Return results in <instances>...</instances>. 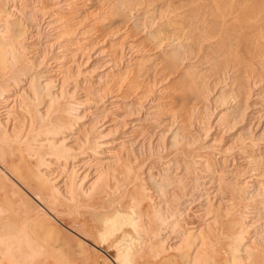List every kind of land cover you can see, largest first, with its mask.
<instances>
[{
  "label": "bare ground",
  "instance_id": "1",
  "mask_svg": "<svg viewBox=\"0 0 264 264\" xmlns=\"http://www.w3.org/2000/svg\"><path fill=\"white\" fill-rule=\"evenodd\" d=\"M85 1L91 2L92 0H0V77L2 79H5L4 83L0 85V150L4 145H6L8 147V149L9 148L11 149L12 146L13 147L15 146L14 151L18 155V157H16V158H18V164H23V168H24V173H22L21 169H19V168H16L17 171L15 174L12 172L11 173L8 172L5 169L4 165L7 164L8 162H12V160H11L12 157L9 154L10 158L8 157L9 158L8 159V158H6L4 152H1V156H0V163H1L0 164V262L2 264L3 263L4 264H50V263H52L53 262L52 260L54 259L55 255H57V250H56L57 246L51 245L47 240L50 238V236L52 234L57 232V229L54 226L53 222L58 224V225L60 224L62 226H64V224H65V220L60 219L58 216L53 215V213L56 214V213H59V211H68L70 209V207L73 206L74 203H75L74 205L77 204V206L84 204V203L87 206H89L92 202L95 203V202L101 201L102 204L96 206V208L97 207H99V208L111 207L112 206L111 200L105 199L104 200L105 202L103 201V197L107 196V194L110 192V185H109V183L105 182L102 187H97L99 180L102 179L105 171L111 169L112 170V176L111 177L113 179V182H115L117 184L116 180H117V174L119 172V169L123 168V167L126 168L128 164L130 165L131 163H134V164L137 163L136 162V159H137L136 156L138 155L137 153L135 156L134 152L129 151L130 152L129 153V152H127V150H126V152L125 151L123 152L122 150L126 149L125 148L126 145L134 140L135 133L140 131V129L143 126V123L141 121H136V120L129 121L133 117L130 115H133V114L137 115V113H135L134 111L129 112L128 114H124L125 112H123V111L125 110V108L130 107L129 101L131 102L130 98L132 96L137 95L139 100L140 99L143 100V99H145V94H141V93L137 94L136 93L137 87H136L135 83L128 84V85L125 84L126 88L123 90L121 89V87H118V86H117L118 87L117 89H115L113 87L114 90H112L110 92L107 91L108 92L107 93L105 91V88H106L105 84L107 85L108 81L104 80L105 82L102 83L104 78H106V79L107 78L108 79L113 78L115 80L116 78L119 77L121 79V77L123 75H125L127 72H129V70H131L132 65H135V66L137 65L136 68L140 67V63L142 62L141 61L142 60V58H141L142 50H141V48H139L137 42H135L138 39L136 36H135L137 38L136 40H134L133 38H130V36L128 39L129 34L128 35L125 34V35L120 36V37L118 36V38H119L118 43L115 42V43L108 44L109 43L108 42L107 44L109 46L106 45L107 47L98 46L99 48H97L95 50V52L92 54L93 56L90 55L92 57V59H96L95 62L98 63V69H100V71L103 72L98 76V78H94V81L96 82V83L94 82L95 84L91 83V81L88 80V86L90 85V87L92 88L90 93H92L93 90L94 91L96 90L97 91L96 93H98L97 99L94 98V100H95V103H94L95 107H93L94 109H92V110L87 109L88 111H86L84 109L85 111L83 114L80 113L81 115H75V112H72V110L65 109L66 107L62 108V106H61V102L66 96H69V98H70V96H72L73 94H75L79 91L75 86H72L71 88L67 89L69 75H70V73H72L69 71L72 70L73 73L76 72L75 74L85 75L86 73H88L87 70L89 69L88 68L85 71H83V70L81 71L77 67L75 68L76 59L79 58V60H77L78 64L82 60L81 59L82 54L80 56L78 55L80 50H82V49L85 50L87 47H89V45L93 44V43H90V40H88L93 29H88L86 27H82V22L85 21L84 19L87 16V14H85V12H83L81 10H79L80 11L79 12L76 8L77 5H79L80 3H83ZM102 1L105 2V0H102ZM121 1L123 2V0H121ZM198 1H200V0H198ZM202 1H200V4ZM206 1H208V3L209 2L211 3V0H206ZM217 1H218L217 3H219V6L217 4V6L214 7V10L207 8V10H210V11L213 10L214 11V13L211 12V14L209 13L210 11H208V13H206V15L208 14L209 18H210V15H212V21L207 22L206 20H208L209 18H207L208 16L204 17V14H203L204 11H202V13H201L202 15L200 16V11L202 9L200 8V6H197V1H192V2H194V4L196 2V5H192L193 3L188 4L189 2L187 3V1L184 0V2L186 4L184 2H182V3H184V4H182L183 7L185 8L184 9L185 12L183 11L184 14H183L182 18L178 19V17H177L175 19L172 18V20H170V23H169L170 29L168 30V33L165 34V36H163L162 39L159 41V49H158V51H159V50H161V48L166 46V47H168V49L171 48V49H176V50L182 51L181 50L182 47L184 48V46L186 47V46L191 45V41H190L191 37L194 34H196V32H198V30H200V33L198 32V34H199V36L200 35L202 36L201 39L202 38H204L206 40L208 39L210 42V38L215 37L216 41H214L213 44L211 42H210L211 44H207V45L205 44L206 46L204 47V49H205V52H209V56H206L204 59H206L208 61L211 60V65L209 66V69L212 72L211 76H214L215 84H223V86H220V88H219V93L217 95L218 96L217 98H219V97L221 98V100L218 99L219 101H221V103L218 105L219 106L218 111L219 112H220V110H225V111H223L222 113L218 112L220 115L218 114V118L216 119L215 122H213V120H212L211 122L208 123V125H206V127L203 126L204 128H202V131L205 133L204 136H206V134L212 129L217 130L221 127L227 128V126H229V124L232 123V121H234V123H235L238 120L242 121V120L248 119V120H250L248 122L249 123L248 129H253V130L257 129L259 123L256 119L259 118V113H260L261 109L263 108L262 107V99L264 98V90L259 89L262 82H264V77H262L263 75L261 76V74L259 72L260 69L258 70V68H257L259 64L256 67L254 65V62H253V58H257L260 62H264V33H263L264 32V16L262 15L263 16L262 20H260L261 18L260 19L258 18V20L261 22L259 25L256 24V22H259L257 20H256V22H254V24H252L250 22V20H248V19L246 22L243 23V22L239 21V14H241L240 12L242 11L241 7H239L240 2H239V4L237 3L239 5L238 6L237 4H235V0H230L229 4H227L228 6H226L225 4L228 3L227 0H226L225 4H224L225 0H217ZM238 1H240V0H238ZM248 1L249 0H247L246 2H248ZM212 2H213V0H212ZM214 2H215V0H214ZM246 2H244V3L246 4ZM118 3L119 2H117V4ZM190 3H191V0H190ZM262 3L263 2H261V4ZM97 4H99V3H97ZM206 4H207V2H206ZM100 5H101V3H100ZM125 5L127 6V4H125ZM201 5H203V3ZM210 5L214 6L212 4H210ZM255 5H256V3H255ZM91 6H93V4L90 5L89 7H91ZM241 6H242V4H241ZM249 7H250V5H248V8ZM251 7H252V5H251ZM260 7H261V5H260ZM82 8H84V7H82ZM86 8H88V7H86ZM113 8H117V7L115 6ZM202 8H203V6H202ZM80 9H81V7H80ZM90 9H92V8H90ZM117 9H119V8H117ZM135 9L137 10V8H135ZM204 9L206 10V8H204ZM260 9H259V11H260ZM84 10H86V9L84 8ZM97 10H98V8H97ZM263 10H264V8H263ZM115 11H116V9H115ZM115 11L113 12V14L115 13ZM120 11H121V9H120ZM246 11H248V10H246ZM93 12H94V8H93ZM205 12H207V11H205ZM94 13H96V12H94ZM111 13L112 12H110V15L112 16ZM117 13H119V12H117ZM128 13H130V12L128 11ZM116 15L119 16V14H116ZM124 15H125V13H124ZM126 15L128 16L129 14H126ZM172 15H174V14L172 13ZM242 15H244V14H242ZM254 15H257V14H254ZM157 16L158 15H156V17ZM162 16H164V15H162ZM191 16H193L194 20H192ZM101 17H103V16H101ZM255 17H257V16H255ZM88 18H89V16H88ZM127 18H129V17H127ZM132 18H133V16H132ZM205 18H207V19H205ZM99 19H98V22L102 23L101 22L102 19L101 20H99ZM113 19L115 20V18H113ZM113 19H112V21H113ZM118 19L121 20L120 16ZM94 20H96V19H94ZM241 20H242V17H241ZM252 20H254V19H252ZM149 21H150V19H149ZM164 21H165V19H164ZM31 22H34L33 23L34 24V26H33L34 30H32L33 31L32 33L26 34V30H29L30 27L33 28L31 26V24H32ZM119 22L124 23V21H119ZM159 22H161V21H159ZM199 22L201 23V25H199ZM110 23H111V21H110ZM112 23H116V22H112ZM118 23H116V24H118ZM133 23L135 24V22H133ZM104 24H105V22H104ZM111 25L112 24H110V26ZM103 26H102V29H103ZM117 26L113 32V34H115L114 37H116L117 32H118ZM147 26H148V24H147ZM88 27H90V26H88ZM106 27H105V29H106ZM112 27H113V25H112ZM109 29H111V28H109ZM153 30H155V29H153ZM134 31H136V30H134ZM255 31H256V33H254ZM105 32H107V31H105ZM127 32H128V30H127ZM159 32H160V30H159ZM136 33H138V32L136 31ZM253 33L256 35L258 34L259 38L262 41H259L258 37H257L258 39L257 38H254V39L251 38L250 36H253ZM41 36H42V38H41L40 42H38L36 44L34 43V45H28V46H25V44L23 45L24 40L31 39L33 37L35 39H37L36 37L39 38ZM99 36H100V34H99ZM139 36H141V35H139ZM195 36H194V38H195ZM199 36H197V37L199 38ZM254 37H256V36L254 35ZM195 39H197V38H195ZM148 40H149V38H148ZM198 40L200 41V39H198ZM198 40H195V41H198ZM201 41H204V40H201ZM196 43H199V42H196ZM98 45H100V44H98ZM116 45H119V49L116 48ZM192 46L193 45H191V48H192ZM194 46H196V44ZM90 47H92V46H90ZM32 48L35 50V55H38L36 59L34 58L35 61H33L32 58L29 60V63H32L33 65H31L30 68H27L29 66H27L26 68L19 67L18 66L19 65L18 57H20V54L25 53V52L26 53L30 52L29 49L31 50ZM187 48L188 47H186V49ZM86 50L88 52L89 49H86ZM189 51H190V49H189ZM193 51H197V50H193ZM201 52H202V50H201ZM242 52H243V54H242ZM172 53H173V51H172ZM175 53H176V51H175ZM191 53L192 52L190 51V54ZM165 54H166V52H165ZM182 54H183V52L180 55H182ZM187 54L189 55V53H187ZM28 55H29V53H28ZM90 56L88 55V57H90ZM175 57L177 60V56H175ZM24 58H25V55L23 56L22 59H24ZM161 59H163V58L161 57ZM161 59L159 60V62L162 61ZM258 60L256 62H258ZM21 61H23V60H21ZM151 61H153V60H151ZM151 61H150V63H151ZM172 61H173V59H172ZM24 62H25V60H24ZM86 62L87 61H85V63ZM164 62H167V59H166V61L164 60L163 63ZM178 62H179V58H178ZM26 64L28 65V63H26ZM78 64H77V66H79ZM176 64H177V62H176ZM92 65H94V64H92ZM164 65H165V63H164ZM199 66H201V65H199ZM143 67H144V64H143ZM189 67H191V66H189ZM205 67H206V64H205L204 68ZM31 68H35L36 71L29 74V76H28V73H29L28 71ZM93 68H95V67H93ZM202 68H200V69H202ZM132 69H134V68H132ZM164 69H166V68H164ZM74 70H75V72H74ZM90 70L93 71V69H90ZM185 70H187V69H185ZM33 71H34V69H33ZM91 71L89 72L90 74H92ZM156 71H157V69H156ZM200 71L203 72L202 70H199V72ZM133 72H134V70H133ZM137 73H139V71H136V74ZM231 73H232V75L234 74V76H233L234 80H232V82L229 83V86H228L229 88H228L227 83L225 81L228 79L229 74H231ZM144 74H142V75H144ZM196 74H197V72H196ZM201 74L202 73H200V75ZM206 74H207V72H206ZM247 74H249V77H253L254 81L252 83V90L248 91L247 93H243L244 82L242 81V79L244 77L245 78L248 77ZM198 75H199V73H198ZM204 75L205 74H203V76ZM76 76L78 77V75H76ZM191 76H192V74H191ZM84 77H86V76H84ZM177 77H178V75H177ZM177 77H176L175 81L177 80ZM186 77H188V76H186ZM89 79H91V77H89ZM158 79H159V77H158ZM25 80H26V82H24ZM190 80H191V78H190ZM84 81L85 80H82V82H81L82 84L80 86V90H83L84 89L83 85L87 84V83L84 84L83 83ZM147 81H148V78H147ZM191 81H193V80H191ZM77 82H78V80H77ZM171 83H172V81H171ZM225 83H226V85H225ZM180 84H181V82H180ZM209 84L210 83H208V85ZM246 84H248V83H246ZM23 85H25V87ZM149 86H150V84H149ZM202 86H203V84H202ZM150 87H152V86H150ZM178 87H180V85ZM186 87L187 86H185V88ZM194 87H195V85H194ZM200 87L197 90L199 92L195 96V101L197 104L202 103L203 99L205 98L204 97L205 92H204V90H203V92H201V90H199V89H202V88H200ZM205 87H206V85H205ZM144 88H145V86H144ZM226 88L229 89L230 91H235V93H236L234 98H233L234 103L230 104L228 106H227L228 103L225 101V99H222L223 92L227 93ZM10 89L14 90V92L11 94H9ZM16 89H18V90H16ZM84 90H86V89H84ZM145 90H146V88H145ZM159 90H160V88H159ZM187 90H189V89H187ZM187 93H184V94H187ZM161 94H163V93H161ZM189 94H191L190 96H193L191 92H189ZM213 94H215V93H213ZM227 94H229V93H227ZM83 98H86L88 100H89V98H91V97H89L88 91H86V94H84ZM83 98H82V100H83ZM226 98H227V96H226ZM175 99H178V98H175ZM212 99H213V96H212ZM66 100H64V101H66ZM172 100H171V102H172ZM92 101H91V103H92ZM135 101H137V100H135ZM205 101H207V100H205ZM83 102L84 101L80 102V100H79L78 103H80V106H81L83 104ZM190 102H191V98H190V100H187V99L184 100L183 99V102L180 105V107H181L180 120L183 123H184V120L186 118V114L188 111V105L190 104ZM216 102H217V99H216ZM85 103H86V101L84 102V104ZM167 103L168 102L166 101V104ZM205 103L207 104V102H205ZM213 103H214V101H213ZM63 104H65V103H63ZM134 104H136V103H134ZM208 105H209V103H208ZM193 106H194V104H193ZM72 107H73V105H72ZM141 107H142V105H141ZM144 107H146V106H144ZM76 108L79 109L78 107H76ZM204 108H206V107H204ZM130 110L132 111V109H130ZM159 111H160V109H159V105H157V102L150 104L149 107H147L145 110L146 114H145L144 118H143L144 112H142V118H143L142 121H145L146 119H151V117ZM167 111H168V109H167ZM204 111H205V109H204ZM89 113H94L95 114L94 116H96L94 119H91L92 122L91 121L88 122L85 119V116H88L87 114H89ZM109 113L112 115V117L110 119L109 118L106 119L110 115ZM204 114H203V118H204ZM127 115L129 117H126ZM155 116H157V115H155ZM229 117H231L232 121L231 120L229 121ZM120 119H123V120H121V123L118 124L117 122H119ZM161 119H163V118L161 117ZM188 119H190V116ZM188 119H187V121H188ZM197 119H195V120H197ZM190 120L193 123L192 118ZM204 120H206V118ZM200 121L201 120H199V122ZM255 121L257 122L256 124L254 123ZM165 122L166 121H164V123ZM171 123H172V121H171ZM176 123H178V122H176ZM195 123H197V122H195ZM198 124H200V123H198ZM189 125L190 124H187L186 127ZM193 125H196V124H193ZM197 126H199V125H197ZM232 126H234L233 123H232V125L230 124L229 127L232 128ZM114 127L116 130L117 129H118V131L120 130L119 137L112 139V140H108V139L104 138L107 136L106 133L108 131L106 132V130H111ZM189 127H191V126H189ZM236 128H238V127H236ZM115 129H114V131H115ZM157 130H158V128H157ZM169 130H171V129H168L165 132L166 133L165 135L172 134V132ZM195 130L197 132V128ZM200 130H201V128H200ZM102 131L106 132L105 135L102 134L103 133ZM180 131H182V129H178V131H175L172 134V138L174 139L177 136L178 132H180ZM220 131H224V130L220 129ZM158 132H157V134H158ZM198 132H199V130H198ZM181 133H179L178 136H180ZM219 133L220 132H216V134H214V135H217V134L219 135ZM109 134H110V132H109ZM184 134H185V139L187 140V142L194 141V140L190 139L191 136L188 137V133L187 134L184 133ZM241 134H243V133L240 132L239 135H237V133H236L238 138L233 137L234 141H239V140L243 141L242 139H244V138L241 137ZM250 134H251V132H250ZM150 136L152 137V135H150ZM195 136H197V135H195ZM247 136H249V134ZM253 136H255V133ZM245 137H246V135H245ZM256 138H257V136L255 137V139ZM173 139L170 140V142H169L170 144L173 143L172 142ZM201 139H202V137H201ZM213 139L216 141V139H218V138L215 136ZM200 141H202V140H200ZM215 141H214V143H215ZM162 142H163V140H162ZM261 142H263V141H261ZM153 144H154V142H153ZM165 144H166V142H165ZM206 144H208V143L206 142ZM199 145H201V144H199ZM256 145H257V143L255 142L254 139H250L249 142H247V143L242 142L239 146L237 145L238 146L237 152H238L239 156H238V159L233 160V161H238V164L241 165V168L243 167V169H241L242 170L241 173H240V171L238 172L236 169H235V172L232 169L227 170L225 167V164L227 163L228 159L225 160L223 158H221L220 160L218 159L219 160L218 163H220V165H221L220 170L215 169L212 171V169H210L209 160L213 159L215 157V154L220 155V152H224L225 149L220 148V150L214 152V154H205L206 155L205 160L197 158L199 160V163H197V165H198L199 169L201 170V172L203 173L202 176L203 175L209 176L207 178H203V180L205 182H204V184H201L200 187L204 188L205 192H202L203 191L202 190L201 191L202 194H200V195H187L188 192H187V194L185 192L184 193L182 192L181 195H178L176 192H174V190H172V188H169V190L167 192L168 196H167V199L165 200L161 197L162 195L159 192V190L157 189V188H160V187H158V184L151 180L152 183H151V185H149L150 188H147L148 189L147 192L145 191L143 193V198L140 200H138V199L136 200V198L135 199L132 198L133 205H131V206L129 205V207H127L128 210H126V212H120L117 209V210L113 211L111 214L109 213V215H104L102 218H100L102 229H100L101 231H99V234H96L99 236V239H100L99 244H102V246H103L107 242L109 236L117 237L115 239L116 241H114V243L113 244L111 243V244H112L113 248L116 249L115 250L116 254H115L114 258H116L117 261L120 262L121 264H126L129 261V259L132 257H138V256L142 257V256L151 255L153 258V256H157L156 254L159 251L157 253H155V251L152 250L153 246L150 245V244L155 243V242H156V244H159L160 247L161 246L163 247L162 249L164 250L165 254L162 255V258L167 259V264H264V219H263L264 218L263 217L264 210L258 211L256 208H252V210H251L252 214H250V215L249 214H243L241 212V214L243 215L242 219H245V221H247V223H249V224H244V225L242 224L243 226H241L240 229H238L235 233H231V234L229 233L230 234V236H229L225 233L224 225L220 219L223 215L226 218L225 215H229L231 213L232 202H231V199H229V198H225V200H224V198L218 199V197L221 195V192H220V188L218 187L217 179L222 178L221 177L222 173H224L225 175L228 174V176H226V177L223 176V177H225L224 180L230 181V183H232L234 185L252 187V193H251L252 195H255V196L264 195V172H258L257 171L258 168H256V165L264 162V153H261L260 150L258 149V147H256ZM261 145H262V143H261ZM6 146H4V147L6 148ZM148 146H150V145H148ZM138 148H139V146H138ZM162 148L165 149L166 147L162 146ZM202 148L205 150L206 146H203ZM131 150H132V148H131ZM184 150L186 151V149H184ZM204 150H202V151H204ZM213 151H215V150H213ZM138 152H139V150H138ZM179 152L181 153V151H179ZM7 153H8V151H7ZM150 154L151 153L149 152V155ZM194 154H195V152H194ZM183 155H184V153H183ZM192 155H193V153H192ZM171 156H173V155H171ZM218 157H215V158H218ZM232 157H233V155H232ZM154 159H156V158L154 157ZM191 160L193 161L192 158H191ZM191 160H190V162H192ZM150 161L153 162V159ZM155 161L156 160H154V162ZM186 163H188V162H186ZM194 163H195V161H194ZM138 164H136V165H138ZM146 164H148V163H146ZM191 164H193V163H191ZM229 165H231V164H229ZM173 166L174 165L171 162H165L163 165L162 171H164V174L167 175V172ZM260 167H262V166H260ZM129 168L131 169V167H129ZM195 168H197V167L195 166ZM150 169H151V165H150V168H148V172L150 171ZM111 170H109V171H111ZM183 170L176 169V172H175L176 177L174 176L175 182H180L183 179V177H185L184 175L186 174V172H185V170L184 171ZM237 172H238V174H237ZM141 173H142V171H141ZM144 173H145V171H144ZM156 173H157V171H156ZM169 173H170V171H169ZM234 174H237L238 176H241L243 174H247V175L241 180V182H239V181H237V179H238L237 177L232 176ZM145 175H147V174L145 173ZM118 177H119V175H118ZM131 177H133V176L131 175ZM106 178H107V176H106ZM150 179H151V177L148 176V180H150ZM192 180H194V179H192ZM128 181L126 183H128ZM144 181H146V180H144ZM146 182H148V181H146ZM219 182H220V180H219ZM161 183H163V182H161ZM119 184H121V183H119ZM119 184H118V186H119ZM122 184H123V182H122ZM142 184H143V182H142ZM177 184H179V183H177ZM113 187H115V185H113ZM119 188H118V190H119ZM180 188H182V190H183V187L180 186ZM222 188H223V186H222ZM228 188H230V187H228ZM176 190L178 191V189H176ZM114 191H115V188H114ZM137 191H138V189H137ZM191 191H189V192L191 193ZM121 192H120V194H121ZM179 193H180V191H179ZM237 193H238V191H237ZM164 194H165V192H164ZM113 196L114 195H112V197ZM237 196H239V195H237ZM181 197H183V198H181ZM116 198H118V196ZM127 198H129V197H127ZM178 199L181 200V204L184 207L183 209H180V211H179L180 212V214H179L180 220L182 219V221H181V223H178V220H175L177 222L172 223L171 221L173 219V216L177 211L175 209L173 210L172 206L170 207V204H172L173 202H175ZM143 201H147L150 204H152L153 208L152 209H150V207L144 208ZM234 202H235V200H234ZM243 204H245V203H243ZM257 205H259V204H257ZM260 207H261V205H260ZM93 208H95V207H93ZM178 208H181V205ZM244 208H245V206H244ZM92 210H94V209H92ZM46 214H48L50 216V218H47L45 216ZM97 215H96V217H97ZM92 216L93 215L91 214V217ZM101 216H102V214H101ZM242 221L240 223H242ZM72 222L76 223V222H79V220L73 219ZM80 222H82V224L85 225L87 221L85 219H82V221H80ZM97 224L94 226H98ZM71 225H73V224H71ZM178 226H179V228H178ZM123 227L130 228L131 232L124 230ZM180 227H185V228H184V230L181 229V231H180ZM74 231L76 232V230H74ZM70 232L72 233V231H70ZM41 233H45L44 234L45 238L41 237ZM131 233H132V235H131ZM248 234H251V235L247 239L246 237ZM83 236H82V238H83ZM141 237H143V238L140 239ZM225 238H228V239H226V241H223ZM221 239H223V240H221ZM56 240H58V239H56ZM135 240H142L141 243L143 245H140V248H132L131 247V244H133L132 241L135 242ZM87 241H88V239H87ZM91 241H88V242H91ZM153 241H155V242H153ZM91 244H92V242H91ZM136 247H138V246H136ZM106 249H107V247H106ZM109 251H110V249H109ZM160 252H161V250H160ZM73 257H74V255H73ZM105 257H106V255H105ZM149 259H151V258H149ZM65 261H67V260H65ZM102 261H103V259H102ZM104 261H106V260H104ZM114 261L116 262V260H114ZM99 263H101V262H99ZM162 263L163 262L161 261L160 264H162ZM59 264H61V263H59ZM95 264H97V263H95Z\"/></svg>",
  "mask_w": 264,
  "mask_h": 264
},
{
  "label": "rangeland",
  "instance_id": "2",
  "mask_svg": "<svg viewBox=\"0 0 264 264\" xmlns=\"http://www.w3.org/2000/svg\"><path fill=\"white\" fill-rule=\"evenodd\" d=\"M121 0H105V2L104 1H102V0H92L91 2H89V1H85V2H83V3H80L79 5H77V10L79 11V10H81V11H83V12H85V14H87V16L85 17V21H83L82 22V27H86V28H88V29H93V31L91 32V34H90V36H89V39L88 40H90V43H93V44H91V45H89V47H87L86 49H89L88 50V52H87V50L85 51L84 49H82V50H80V52L78 53V55L80 56L81 54H82V56H81V62L78 64L77 63V60H79V58L78 59H76V65H75V68L77 67L78 69H80L81 71L83 70V71H85V70H87L88 68V73H86L85 75H83V74H75L76 72H75V70H74V72L75 73H73V71L71 70V71H69V72H72V73H70V75H69V79H68V84H67V89L68 88H71L72 86H75L79 91L77 92V93H75V94H73L72 96H70V98H69V96H66L63 100H62V102H61V106H62V108H65V109H69V110H72V112H75V115H81L80 113H84V111L86 110V111H88V110H92V109H94L93 107H95V100H94V98L95 99H97V94L98 93H96L97 91L95 90H93L92 91V93H90V91L92 90V88L90 87V85L88 86V80H90L91 81V83H93V84H95L96 82L94 81V78H98V76L101 74V73H103L102 71H100V69H98V63L97 62H95L96 61V59H92V57L90 56V55H92L94 52H95V50L97 49V48H99L98 46H103V47H107V46H109L108 44H111V43H118V40H119V38H118V36L120 37V36H123V35H128V39H129V36H130V38H133L134 40H136L137 38V41H135V42H137V44H138V46H139V48H141V50H142V54H141V58H142V62L140 63V67L138 68H136V66L135 65H132L131 66V70H129V72H127L125 75H123L122 77H121V79L118 77V78H116L115 80L113 79V78H102L103 79V81H102V83H104L105 81H108V83H107V85L105 84V86H106V88H105V91L107 92H110V91H112V90H114V88L115 89H117L118 87H121V89L123 90V89H125L126 88V85H128V84H132V83H135V85H136V87H137V89H136V93L138 94V93H141V94H145V99H143V100H139L138 99V97H137V95H134V96H132L131 98H130V100H131V102L129 101V104H130V107L129 108H125V110L123 111V112H125L124 114H128L129 112H135V113H137V115H130V116H133L132 117V119H130L129 121H131V120H136V121H141L142 123H143V126H142V128L140 129V131H138V132H136L135 133V137H134V140L132 141V142H130V143H128L127 145H126V149H124V150H122L123 152L125 151L126 152V150H127V152H129V151H131V152H134V154H135V156H136V153L138 154L137 156H136V164H138L139 162V164L138 165H136V164H134V163H131L130 165L128 164L127 165V169L126 168H120L119 169V172H118V174H117V184L115 183V182H113V179H112V170L111 169H109V170H111V171H109V170H107V171H105V173H104V175H103V177H102V179L101 180H99V182H98V186L97 187H102L103 186V184L105 183V182H107V183H109V185H110V192L107 194V196H105V197H103V201L105 200V199H109V200H111V203H112V206L111 207H105V208H99V207H97L96 208V206H98V205H101L102 204V202L101 201H99V202H92L89 206H87L85 203L84 204H81V205H78L77 206V204L76 205H74L73 204V206H71L70 207V209L68 210V211H59V213H53V215H55V216H58L60 219H63V220H65V224H64V226L66 227H64V226H62V225H58V224H56V223H54L53 222V224H54V226L56 227V229H57V232H55L54 234H52L51 236H50V238L47 240L51 245H55V246H57L56 247V250H57V255H55V257H54V259L51 261L52 263H50V264H59V263H61V264H95V263H97V264H121L120 262H118L117 261V259L116 258H114L115 257V254H116V249H114L113 248V246H112V244L114 243V241H116L115 239L117 238V237H115V236H109L108 237V240H107V242L102 246V244H99L100 243V239H99V236L98 235H96V234H99V231H101L100 229H102V225H101V220H100V218H102L104 215H109V213L111 214L113 211H115V210H117L118 209V211H120V212H126V210H128V208L127 207H129V205L131 206V205H133V201H132V198L133 199H135L136 198V200L138 199V200H140V199H142L143 198V193L146 191L147 192V188H150L149 187V185H151V183H152V181L153 182H156L157 184H158V187H160V188H157L158 190H159V192L161 193V197L163 198V199H167V192H168V190H169V188H172V190H174V192H176L178 195H181V193L183 192H185L186 194H187V192H188V194L187 195H200V194H202V192H205V189L204 188H201L200 187V185L201 184H204V180H203V178H207V177H209V176H202V172H201V170L199 169V167H198V165H197V163H199V160L198 159H204L205 160V158H206V155L205 154H214V152H216V151H219L220 150V148H222V149H225V151L224 152H220V155H218V154H215V157H218V158H213V159H211V160H209V165H210V169H212V171L213 170H220V168H221V165H220V163H218V161L221 159V158H223V159H225V160H227V163L225 164V167H226V169L227 170H229V169H232V170H234V172H235V169L239 172L240 171V173L242 172V170L241 169H243V167L241 168V165L240 164H238V161H233V160H236V159H238V150H237V147L242 143V142H244V143H247V142H249V140L250 139H254L255 140V142L257 143V145H256V147H258V149L260 150V152L261 153H264V98L262 99V109H261V111H260V113H259V118H257L256 120L258 121V123H259V125H258V127H257V129H255V130H253V129H248V122L250 121V120H238L237 122H235L234 123V121H232L231 120V117H229V121L231 120L232 121V123H233V125L234 126H232V128L231 127H229L230 126V124L232 125V123H230L229 124V126H227V128H222L221 126V128H219V129H212V130H210L207 134H206V136H204V132L202 131V128H204V127H206V125H208V123L209 122H211L212 120H213V122H215L216 121V119L218 118V114L219 113H222L223 111H225V110H220V112L218 111V105L221 103V101H219V100H221V98L219 97V98H217L218 96V93H219V88H220V86H223V84H215V79H214V76H211L212 75V72H211V70L209 69V66L211 65V60H206V59H204L206 56H209V52H205V49H204V47L207 45V44H213V42L214 41H216V39H215V37H213V38H210V42H209V40L207 39H204V38H202L201 39V35L199 36V34H198V32L200 33V30H198V32H196V34H194L192 37H191V45H193L192 46V48H191V45H189V46H186V47H188L187 49H186V47L184 46V48L182 47V51H180V50H176V49H168V47H166V46H164L163 48H161V50H159L158 51V49H159V41L162 39V37L163 36H165V34H167L168 33V30L170 29V27H169V23H170V20H172V18L173 19H175V18H177L178 17V19L179 18H182V16H183V14H184V7H183V5L182 4H184L185 2H184V0H123V2L121 1ZM137 1V2H136ZM146 1V2H145ZM156 1V2H155ZM180 1V2H179ZM185 1H187V3L188 4H192V5H196V2H195V4H194V2H192V1H197V6H200V8L202 9L201 11H200V16L202 15L201 13H202V11H204V17H207L208 16V14L206 15V13H208V11H210V10H207V8L208 9H213L214 10V7H216L217 6V4H218V6H219V3H217L218 1L217 0H215V2H214V0H213V2H212V0H211V3L209 2L208 3V1H202V0H200V1H202L201 2V4L203 3V5H201L200 4V1H198V0H191V3H190V0H185ZM237 1V2H236ZM242 1V2H241ZM247 0H240V1H238V0H235V4H239V2H240V6L239 7H241V14H239V21L240 22H246L247 21V19L248 20H250V22L252 23V24H254V22H256V20L257 21H259L258 20V18L260 19V20H262L263 19V16H264V10H263V8H264V0H249L248 2H246ZM93 2V3H92ZM111 2V3H110ZM116 4H115V3ZM117 2H119L118 4H117ZM182 2H184V3H182ZM206 2H207V4H206ZM227 2L228 3H226V0L224 1V4L226 5V6H228L227 4H229V2H230V0L228 1L227 0ZM244 2H246V4L244 3ZM261 2H263L262 4H261ZM93 4V6H91V7H89L90 5H92ZM97 3H99V4H97ZM100 3H101V5H100ZM104 3V4H103ZM156 3V4H155ZM171 3V4H170ZM177 3V4H176ZM199 3V4H198ZM215 3V4H214ZM254 3V4H253ZM255 3H256V5H255ZM85 4V5H84ZM87 4V5H86ZM114 4V5H113ZM123 4V5H122ZM125 4H127V6L125 5ZM186 4V3H185ZM210 4H212V5H214V6H211ZM241 4H242V6H241ZM89 5V6H88ZM98 5V6H97ZM112 5V6H111ZM118 5V6H117ZM164 5V6H163ZM205 5V6H204ZM209 5V6H208ZM248 5H250V7H251V5H252V9L249 7L248 8ZM260 5H261V7H260ZM88 7V8H86V7ZM100 6V7H99ZM110 6V7H109ZM117 7V8H119V9H117V8H113V7ZM125 9H123L122 7ZM125 6V7H124ZM145 6V7H144ZM153 6V7H152ZM182 6V7H181ZM202 6H203V8H202ZM211 6V7H210ZM80 7H81V9H80ZM82 7H84L86 10H84V8H82ZM96 7V8H95ZM105 7V8H104ZM210 7V8H209ZM256 7V8H255ZM259 7V8H258ZM90 8H92V9H90ZM93 8H94V12H96V13H94L93 12ZM97 8H98V10H97ZM102 8V9H101ZM112 8V9H111ZM135 8H137V10L135 9ZM204 8H206V10L204 9ZM261 8V9H260ZM89 9V10H88ZM105 11H104V10ZM108 9V10H107ZM115 9H116V11H115ZM120 9H121V11H120ZM167 9V10H166ZM204 9V10H203ZM216 9V8H215ZM259 9H260V11H259ZM112 10V11H111ZM119 10V11H118ZM144 10V11H143ZM163 10V11H162ZM213 10H211L209 13L211 14V12H213L214 13V11ZM244 10V11H243ZM246 10H248V11H246ZM253 10V11H252ZM258 10V11H257ZM115 11V13L113 14V12ZM128 11L130 12V13H128ZM143 13H142V12ZM151 11V12H150ZM184 11V12H183ZM205 11H207V12H205ZM251 11V12H250ZM262 11V12H261ZM80 12V11H79ZM82 12V13H83ZM98 12V13H97ZM110 12H112L111 14H112V16L110 15ZM117 12H119V13H117ZM134 12V13H133ZM145 12V13H144ZM153 12V13H152ZM183 12V13H182ZM216 12V11H215ZM249 12V13H248ZM94 13V14H93ZM104 13V14H103ZM124 13H125V15H124ZM136 13V14H135ZM151 15H150V14ZM157 13V14H156ZM172 13L174 14V15H172ZM182 15H181V14ZM248 13V14H247ZM260 13V14H259ZM116 14H119V16H120V18H121V20L120 19H118L119 18V16L118 15H116ZM126 14H129L128 16L126 15ZM134 14V15H133ZM179 14V15H178ZM242 14H244V15H242ZM254 14H257V15H254ZM259 14V15H258ZM108 15V16H107ZM115 17H114V16ZM123 15V16H122ZM156 15H158L157 17H156ZM162 15H164V16H162ZM181 15V16H180ZM248 15V16H247ZM263 15V16H262ZM88 16H89V18H88ZM95 16V17H94ZM101 16H103V17H100ZM126 16V17H125ZM131 16V17H130ZM132 16H133V18H132ZM135 16V17H134ZM150 16V17H149ZM168 16V17H167ZM250 16V17H249ZM255 16H257V17H255ZM91 17V18H90ZM107 17V18H106ZM112 17V18H111ZM124 17V18H123ZM127 17H129V18H127ZM143 17V18H142ZM147 17V18H146ZM161 17V18H160ZM163 17V18H162ZM241 17H242V20H241ZM246 17V18H245ZM253 17V18H252ZM100 18V19H99ZM113 18H115V20L113 19ZM137 20H136V19ZM146 18V19H145ZM191 18H192V20H194V18H193V16H191ZM201 18V17H200ZM207 18H209V16L207 17ZM207 18H205V19H207ZM245 18V19H244ZM250 18V19H249ZM92 19V20H91ZM94 19H96V20H94ZM98 19L99 20H101V22L103 23H99L98 22ZM112 19H113V21H112ZM124 19V20H123ZM135 19V20H134ZM149 19H150V21H149ZM152 19V20H151ZM162 19V20H161ZM164 19H165V21H164ZM211 19V20H210ZM244 19V20H243ZM252 19H254V20H252ZM104 20V21H103ZM107 20V21H106ZM127 20V21H126ZM158 20V21H157ZM252 20V21H251ZM89 21V22H88ZM94 21V22H93ZM110 21H111V23H110ZM119 21H124V23H120ZM152 21V22H151ZM159 21H161V22H159ZM207 22L208 21H212V15H210V18L208 19V20H206ZM97 22V23H96ZM104 22H105V24H104ZM112 22H116V23H118V24H116V23H112ZM133 22H135V24L133 23ZM32 24H31V26L33 27L34 26V22H31ZM95 23V24H94ZM109 25H108V24ZM146 23V24H145ZM261 22L259 21V22H256V24H260ZM30 24V23H29ZM110 24H112L113 25V27H112V25L110 26ZM132 24V25H131ZM147 24H148V26H147ZM106 27V29H105V27ZM117 26V28H118V32H117V35H116V37H114L115 36V34H113V32H114V30H115V28H116V26ZM199 25H201V23L199 22ZM88 26H90V27H88ZM92 26V27H91ZM102 26H103V29H102ZM134 26V27H133ZM139 26V27H138ZM164 26V27H163ZM95 27V28H94ZM111 28V29H109V28ZM129 27V28H128ZM138 27V28H137ZM195 27V26H194ZM99 30H97V29ZM113 28V29H112ZM127 28V29H126ZM147 28V29H146ZM95 29V30H94ZM105 29V30H104ZM153 29H155V30H153ZM158 29V30H157ZM164 29V30H163ZM200 29V28H199ZM32 30H34V27L33 28H31L30 27V29L29 30H26V34H30V33H32L33 31ZM127 30H128V32H127ZM134 30H136L138 33H136V31H134ZM159 30H160V32H159ZM103 31V32H102ZM105 31H107V32H105ZM150 31V32H149ZM99 32V33H98ZM152 32V33H151ZM164 32V33H163ZM263 32V31H262ZM98 33V34H97ZM102 33V34H101ZM105 33V34H104ZM110 33V34H109ZM136 33V34H135ZM162 33V34H161ZM254 33H256V31L254 32ZM253 33V36H250L251 38H259V36H258V34L256 35V34H254ZM261 33V32H260ZM264 33V32H263ZM95 34V35H94ZM99 34H100V36H99ZM131 34V35H130ZM143 34V35H142ZM102 35V36H101ZM139 35H141V36H139ZM146 35V36H145ZM151 35V36H150ZM157 37H156V36ZM196 35V36H195ZM254 35L256 36V37H254ZM98 36V37H97ZM137 38H136V37ZM194 36H195V38H197V39H195L194 38ZM197 36H199V38L197 37ZM111 37V38H110ZM34 38V37H33ZM33 38H31V39H26V40H24V42H23V45L25 44V46H28V45H34V43L36 44V43H38V42H40L41 41V38H42V36L41 37H36L37 39H33ZM100 38V39H99ZM148 38H149V40H148ZM154 38V39H153ZM156 38V39H155ZM158 38V39H157ZM257 38V39H258ZM99 39V40H98ZM198 40V39H200V41L198 40V41H195V40ZM94 40V41H93ZM114 40V41H113ZM195 42H194V41ZM201 40H204V41H201ZM33 41V42H32ZM35 41V42H34ZM105 41V42H104ZM112 41V42H111ZM193 41V42H192ZM206 41V42H205ZM259 41H262L260 38H259ZM28 42V43H27ZM96 42V43H95ZM104 42V43H103ZM109 42V43H108ZM196 42H199V43H196ZM205 42V43H204ZM95 43V44H94ZM108 43V44H107ZM204 43V44H203ZM98 44H100V45H98ZM102 44V45H101ZM196 44V46H194ZM206 44V45H205ZM22 45V46H23ZM107 45V46H106ZM200 45V46H199ZM90 46H92V47H90ZM118 46V47H117ZM196 49H195V48ZM116 48L117 49H119V45H116ZM146 48V49H145ZM194 48V49H193ZM148 49V50H147ZM164 49V50H163ZM189 49H190V51L192 52L191 54H190V51H189ZM204 49V50H203ZM91 50V51H90ZM155 50V51H154ZM193 50H197V51H193ZM199 50V51H198ZM201 50H202V52H201ZM29 51L30 52H28L29 53V55H28V53H21L20 54V57H18V63H19V67H21V68H26L27 66H29V67H27V68H30L31 67V65H33L32 63H29V60L32 58L33 59V61H35V59L37 58V56L38 55H35V50L32 48L31 50L29 49ZM172 51H173V53H172ZM175 51H176V53H175ZM179 51V52H178ZM83 52V53H82ZM92 52V53H91ZM151 52V53H150ZM165 52H166V54H165ZM183 52V54L182 55H180L181 53ZM204 52V53H203ZM179 53V54H178ZM187 53H189V55L187 54ZM194 53V54H193ZM201 53V54H200ZM32 54V55H31ZM172 54V55H171ZM174 54V55H173ZM242 54H243V52H242ZM241 54V55H242ZM22 55V56H21ZM25 55V58L24 59H22L23 58V56ZM88 55L90 56V57H88ZM144 55V56H143ZM146 55V56H145ZM159 55V56H158ZM164 55V56H163ZM167 55V56H166ZM169 55V56H168ZM180 57H179V56ZM192 55V56H191ZM93 56V55H92ZM156 56V57H155ZM158 56V57H157ZM172 58H171V57ZM175 56H177V60H176V57ZM187 56V57H186ZM190 56V57H189ZM204 56V57H203ZM148 57V58H147ZM153 59H152V58ZM155 57V58H154ZM161 57L163 58V59H161ZM165 57V58H164ZM182 57V58H181ZM184 57V58H183ZM194 57V58H193ZM199 57V58H198ZM35 58V59H34ZM158 58V59H157ZM162 60L161 62H159V60L160 59ZM169 58V59H168ZM178 58H179V62H178ZM191 58V59H190ZM27 59V60H26ZM87 59V60H86ZM166 59H167V62H164L165 63V65H164V63H163V61L165 60L166 61ZM172 59H173V61H172ZM190 61H189V60ZM21 60H23V61H21ZM24 60H25V62H24ZM87 61L86 63H85V61ZM151 60H153V61H151ZM157 60V61H156ZM205 60V61H204ZM258 59L257 58H253V62H254V65L257 67V65H258V70L260 69V74H261V76L262 77H264V62H260L259 60H258V62H256ZM21 61V62H20ZM27 61V62H26ZM149 61V62H148ZM150 61H151V63H150ZM177 62V64H176V62ZM201 61V62H200ZM95 62V63H94ZM155 62V63H154ZM175 62V63H174ZM203 62V63H202ZM207 62V63H206ZM21 63V64H20ZM26 63H28V65L26 64ZM30 64V65H29ZM77 64L79 65V66H77ZM83 64V65H82ZM92 64H94V65H92ZM143 64H144V67H143ZM146 64V65H145ZM149 64V65H148ZM161 66H160V65ZM167 64V65H166ZM188 64V65H187ZM190 64V65H189ZM201 65V66H199V65ZM205 64H206V67L204 68V66H205ZM209 64V65H208ZM24 65V66H23ZM26 65V66H25ZM91 65V66H90ZM185 65V66H184ZM198 65V66H197ZM23 66V67H22ZM151 66V67H150ZM155 66V67H154ZM189 66H191V67H189ZM87 67V68H86ZM92 67V68H91ZM93 67H95V68H93ZM146 67V68H145ZM158 67V68H157ZM169 67V68H168ZM186 67V68H185ZM198 69H197V68ZM202 68V69H200V68ZM132 68H134V69H132ZM164 68H166V69H164ZM180 68V69H179ZM187 69V70H185V69ZM190 68V69H189ZM208 68V69H207ZM33 69H34V71H33ZM90 69H93V71H91ZM153 69V70H152ZM156 69H157V71H156ZM170 69V70H169ZM196 69V70H195ZM96 70V71H95ZM133 70H134V72H133ZM143 72H142V71ZM199 70H202L203 72H199ZM208 70V71H207ZM36 71V69L35 68H31L28 72V76H29V74H31V73H33V72H35ZM92 72V74H90L89 72ZM136 71H139V73H137L136 74ZM141 71V72H140ZM146 71V72H145ZM167 73H165V72ZM184 71V72H183ZM188 71V72H187ZM156 72V73H155ZM192 72V73H191ZM196 72H197V74H196ZM206 72H207V74H206ZM133 73V74H132ZM144 74V75H142V74ZM183 73V74H182ZM186 75H185V74ZM195 73V74H194ZM198 73H199V75H198ZM200 73H202L201 75H200ZM211 73V74H210ZM147 74V75H146ZM166 74V75H165ZM191 74H192V76H191ZM203 74H205L204 76H203ZM76 75H78V77L76 76ZM159 75V76H158ZM177 75H178V77H177ZM182 75V76H181ZM198 75V76H197ZM248 75V77H244L243 79H242V81L244 82V87H243V93H247L248 91H251L252 90V83H253V81H254V78L253 77H249V74H247ZM27 76V77H28ZM81 76V77H80ZM84 76H86V77H84ZM138 76V77H137ZM142 76V77H141ZM165 76V77H164ZM172 76V77H171ZM186 76H188V77H186ZM197 76V77H196ZM233 76H234V74L232 75V73L231 74H229V77H228V79L225 81L226 83H227V87L229 86V83L230 82H232V80H234L233 79ZM89 77H91V79H89ZM158 77H159V79H158ZM176 77H177V80L175 81V79H176ZM193 77V78H192ZM201 77V78H200ZM206 77V78H205ZM71 78V79H70ZM138 78V79H137ZM140 78V79H139ZM147 78H148V81H147ZM174 78V79H173ZM182 78V79H181ZM190 78H191V80H193V81H191L190 80ZM200 78V79H199ZM85 80L83 83L85 84V83H87L86 85H83V88L84 89H86V90H80V86H81V82H82V80ZM87 79V80H86ZM119 79V80H118ZM195 79V80H194ZM202 79V80H201ZM77 80H78V82H77ZM105 80V81H104ZM132 80V81H131ZM145 80V81H144ZM4 81H5V79H2L1 77H0V85L1 84H3L4 83ZM116 81V82H115ZM129 81V82H128ZM170 81V82H169ZM171 81H172V83H171ZM179 81V82H178ZM211 81V82H210ZM24 82H26V80L24 81ZM95 82V83H94ZM145 82V83H144ZM178 82V83H177ZM180 82H181V84H180ZM196 82V83H195ZM199 84H198V83ZM72 83V84H71ZM75 83V84H74ZM79 83V84H78ZM157 83V84H156ZM175 83V84H174ZM208 83H210L209 85H208ZM226 83H225V85H226ZM246 83H248V84H246ZM126 84V85H125ZM138 84V85H137ZM144 84V85H143ZM149 84H150V86H152V87H150L149 86ZM178 84V85H177ZM195 85V87H194V85ZM202 84H203V86H202ZM206 85V87H205V85ZM112 85V86H111ZM160 85V86H159ZM170 85V86H169ZM172 85V86H171ZM180 85V87H178ZM200 87V88H202V89H199V90H201V92H203V90H204V92H205V94H204V99H203V101H202V103H200V104H197L196 103V101H195V96H196V94L199 92V91H197L198 90V86ZM24 87H25V85H23ZM118 86V87H117ZM144 86H145V88H146V90H145V88H144ZM185 86H187L186 88L187 89H189V90H187L186 88H185ZM114 87V88H113ZM123 87V88H122ZM90 88V89H89ZM152 88V89H151ZM159 88H160V90H159ZM174 88V89H173ZM184 88V89H183ZM229 88V87H228ZM88 89V90H87ZM111 89V90H110ZM186 89V90H185ZM210 89V90H209ZM259 89H263L264 90V82H262V84H261V86L259 87ZM16 90H18V89H16ZM157 90V91H156ZM173 90V91H172ZM182 90V91H181ZM191 90V91H190ZM218 90V91H217ZM226 90H227V93H229V94H227L226 92H223V96H222V99H225V101L228 103L227 104V106L228 105H230V104H233L234 103V96H235V91H230L229 89H227L226 88ZM225 90V91H226ZM11 91V92H10ZM86 91H88L89 92V97H91V98H89V100L88 99H86V98H83V96H84V94H86ZM180 93H179V92ZM184 91V92H183ZM194 91V92H193ZM210 91V92H209ZM216 91V92H215ZM230 91V92H229ZM14 92V90L13 89H10L9 90V94H11V93H13ZM82 92V93H81ZM105 92V93H106ZM107 92V93H108ZM160 92V93H159ZM169 92V93H168ZM178 92V93H177ZM188 92V93H187ZM189 92H191L192 93V95L194 96H190L191 94H189ZM96 93V94H95ZM157 93V94H156ZM161 93H163V94H161ZM182 93V94H181ZM184 93H187V94H184ZM213 93H215V94H213ZM80 94V95H79ZM135 94V93H134ZM165 94V95H164ZM177 94V95H176ZM225 94V95H224ZM161 95V96H160ZM181 95V96H180ZM183 95V96H182ZM188 95V96H187ZM216 95V96H215ZM78 96V97H77ZM176 96V97H175ZM212 96H213V99H212ZM226 96H227V98H226ZM72 97V98H71ZM137 97V98H136ZM155 97V98H154ZM168 97V98H167ZM207 97V98H206ZM230 97V98H229ZM82 98H83V100H82ZM133 98V99H132ZM162 98V99H161ZM175 98H178V99H175ZM189 98V99H188ZM190 98H191V102H190V106L188 105V111H187V114H186V118H185V120H184V123L183 122H181V120H180V114H181V107H180V105H181V103L183 102V99L184 100H190ZM67 99V100H66ZM76 101H75V100ZM85 99V100H84ZM94 101H92V100ZM173 99V100H172ZM216 99H217V102H216ZM219 99V100H218ZM64 100H66V101H64ZM79 100H80V102H82V101H86V103L84 104V102H83V104L80 106V103H78L79 102ZM135 100H137V101H135ZM155 100V101H154ZM170 100V101H169ZM171 100H172V102H171ZM182 100V101H181ZM205 100H207V101H205ZM232 100V101H231ZM73 101V102H72ZM89 101V102H88ZM91 101H92V103H91ZM166 101L168 102L167 104H166ZM207 102V104L205 103V102ZM213 101H214V103H213ZM219 101V102H218ZM75 102V103H74ZM88 102V103H87ZM157 102V105H159V109H160V111L159 112H157L156 114H154L152 117H151V119H146L145 121H142L143 120V118L145 117V114H146V112H145V110H146V108L147 107H149V105L150 104H153V103H156ZM230 102V103H229ZM63 103H65V104H63ZM68 105H67V104ZM78 103V104H77ZM134 103H136V104H134ZM208 103H209V105H208ZM63 104V105H62ZM87 104V105H86ZM94 104V105H93ZM162 104V105H161ZM171 104V105H170ZM193 104H194V106H193ZM211 104V105H210ZM216 104V105H215ZM72 105H73V107H72ZM134 105V106H133ZM137 105V106H136ZM141 105H142V107H141ZM168 105V106H167ZM204 105V106H203ZM207 105V106H206ZM70 106V107H69ZM91 106V107H90ZM144 106H146V107H144ZM163 106V107H162ZM166 106V107H165ZM76 107H78L79 109H77ZM85 107V108H84ZM132 107V108H131ZM204 107H206V108H204ZM217 107V108H216ZM162 108V109H161ZM171 108V109H170ZM190 108V109H189ZM216 108V109H215ZM85 109V110H84ZM88 109V110H87ZM130 109H132V111L130 110ZM136 109V110H135ZM167 109H168V111H167ZM197 109V110H196ZM204 109H205V111H204ZM213 109V110H212ZM76 110V111H75ZM163 110V111H162ZM190 110V111H189ZM200 110V111H199ZM137 111V112H136ZM174 111V112H173ZM202 111V112H201ZM213 111V112H212ZM142 112H144L143 113V118H142ZM219 112V113H218ZM263 112V113H262ZM205 113V114H204ZM211 113V114H210ZM90 114V115H89ZM89 114H87L88 116H85V119H86V121H88V122H90L91 121V119H94L96 116H94L95 114L94 113H89ZM110 114V113H109ZM179 114V115H178ZM203 114H204V118H203ZM93 115V116H92ZM155 115H157V116H155ZM166 115V116H165ZM170 115V116H169ZM210 115V116H209ZM220 115V114H219ZM163 118V119H161V117ZM189 116H190V119L192 118V121H193V123L191 122V120L190 119H188L189 118ZM197 116V117H196ZM202 116V117H201ZM208 116V117H207ZM261 116V117H260ZM93 117V118H92ZM112 117V115L110 114L106 119H110ZM126 117H129L128 115L126 116ZM137 117V118H136ZM168 120H167V119ZM177 118V119H176ZM198 118V119H197ZM200 118V119H199ZM203 118V119H202ZM206 118V120H204ZM215 118V119H214ZM165 119V120H164ZM173 119V120H172ZM176 119V120H175ZM187 119H188V121H187ZM195 119H197V120H195ZM208 119V120H207ZM121 120H123V119H120L119 120V122H117L118 124L119 123H121ZM199 120H201L200 122H199ZM154 121V122H153ZM158 123H157V122ZM164 121H166L165 123H164ZM171 121H172V123H171ZM240 121V122H239ZM245 121V122H244ZM92 122V121H91ZM174 122V123H173ZM176 122H178V123H176ZM180 122V123H179ZM187 122V123H186ZM189 122V123H188ZM195 122H197V123H195ZM116 123V124H117ZM192 123V124H191ZM198 123H200V124H198ZM255 124L257 123L256 121L254 122ZM263 123V124H262ZM164 124V125H163ZM179 124V125H178ZM187 124H190L189 126H191V127H189V126H187L186 127V125ZM193 124H196V125H193ZM202 124V125H201ZM254 124V125H255ZM159 125V126H158ZM182 125V126H181ZM197 125H199V126H197ZM224 125V124H223ZM166 126V127H165ZM193 126V127H192ZM204 126V127H203ZM263 126V127H262ZM154 127V128H153ZM180 127V128H179ZM236 127H238V128H236ZM241 127V128H240ZM243 127V128H242ZM157 128H158V130H157ZM168 130V129H171V130H169V131H171L172 132V134L175 132V131H178V129H182V131H180V132H178V134H177V136L173 139L172 138V134H169V135H165L166 133V129ZM177 128V129H176ZM194 128V129H193ZM197 128V132H196V129ZM200 128H201V130H200ZM114 129H115V127L114 128H112L111 130H106V132H104V131H102L103 133L102 134H104L105 135V133H106V137H104V138H106V139H108V140H112V139H115V138H118L119 137V133H120V130L118 131V129L116 130L115 129V131H114ZM161 129V130H160ZM173 129V130H172ZM175 129V130H174ZM187 129V130H186ZM220 129L221 130H224V131H220ZM227 129V130H226ZM240 129V130H239ZM129 130V129H128ZM148 130V131H147ZM193 130V131H192ZM195 130V131H194ZM198 130H199V132H198ZM248 132H247V131ZM252 130V131H251ZM159 131V132H158ZM164 131V132H163ZM241 133H243V134H241V137L242 138H244V139H242L243 141H241V140H239V141H234V139H233V137H237V135H239V133L240 132ZM243 131V132H242ZM251 132V134H250V132ZM260 131V132H259ZM109 132H110V134H109ZM118 132V133H117ZM157 132H158V134H157ZM182 132V133H181ZM196 132V133H195ZM212 132V133H211ZM216 132H220L219 133V135L217 134V135H214V134H216ZM225 132V133H224ZM229 132V133H228ZM233 132V133H232ZM255 133V136H253L254 135V133ZM150 133V134H149ZM152 133V134H151ZM157 135H156V134ZM179 133H181L180 134V136H178L179 135ZM184 133H188V137H190L191 136V140H194V141H192V142H187V140L185 139V134ZM236 133H237V135H236ZM260 133V134H259ZM113 134V135H112ZM118 134V135H117ZM149 134V135H148ZM184 134V135H183ZM203 134V135H202ZM222 134V135H221ZM249 134V136H247ZM262 134V135H261ZM103 135V136H104ZM148 135V136H147ZM150 135H152V137L150 136ZM195 135H197V136H195ZM214 135V136H213ZM231 135V136H230ZM243 135V136H242ZM245 135H246V137H245ZM110 136V137H109ZM168 136V137H167ZM171 136V137H170ZM187 136V135H186ZM212 136V137H211ZM217 137L218 139H216V141L213 139L214 137ZM226 138H225V137ZM257 136V138L255 139V137ZM201 137H202V139H201ZM229 137V138H228ZM259 137V138H258ZM140 138V139H139ZM157 138V139H156ZM197 138V139H196ZM224 138V139H223ZM228 138V139H227ZM232 138V139H231ZM238 138V137H237ZM169 139V140H168ZM171 139H173V143H169L170 142V140ZM231 141H230V140ZM151 140V141H150ZM155 140V141H154ZM162 140H163V142H162ZM168 142H167V141ZM185 140V141H184ZM200 140H202V141H200ZM209 140V141H208ZM233 140V141H232ZM179 141V142H178ZM214 141H215V143H214ZM261 141H263V142H261ZM147 142V143H146ZM152 142V143H151ZM153 142H154V144H153ZM156 142V143H155ZM165 142H166V144H165ZM206 142L208 143V144H206ZM237 142V143H236ZM240 142V143H239ZM149 143V144H148ZM176 143V144H175ZM228 143V144H227ZM261 143H262V145H261ZM162 144V145H161ZM198 144V145H197ZM199 144H201V145H199ZM131 145V146H130ZM142 145V146H141ZM148 145H150V146H148ZM232 145V146H231ZM238 145V146H237ZM4 146H6V145H4ZM2 147L1 148V150H0V156H1V152H4V154H5V156H6V158H10V156L12 157V162H8L7 164H5L4 165V167H5V169L8 171V172H12V173H16V171H17V169L16 168H19V169H21V171H22V173H24V168H23V164H18V158H16V157H18V155L16 154V152L14 151V149H15V146L13 147L12 146V148L10 149H8V147L6 146V148L5 147ZM129 146V147H128ZM138 146H139V148H138ZM146 146V147H145ZM158 148H157V147ZM162 146H165L166 148L165 149H163L162 148ZM168 146V147H167ZM194 146V147H193ZM200 146V147H199ZM203 146H206V148H205V150L202 148ZM211 146V147H210ZM186 147V148H185ZM229 147V148H228ZM131 148H132V150H131ZM157 148V149H156ZM169 148V149H168ZM191 148V149H190ZM262 148V149H261ZM137 149V150H136ZM141 149V150H140ZM174 149V150H173ZM184 149H186V151L184 150ZM218 149V150H217ZM230 151H229V150ZM138 150H139V152H138ZM155 150V151H154ZM202 150H204V151H202ZM213 150H215V151H213ZM262 150V151H261ZM6 151V152H5ZM7 151H8V153H7ZM13 151V152H12ZM137 151V152H136ZM179 151H181V153L179 152ZM184 151V152H183ZM145 154H144V153ZM149 152L152 154H150L149 155ZM187 152V153H186ZM194 152H195V154H194ZM7 153V154H6ZM130 153V152H129ZM142 155H141V154ZM183 153H184V155H183ZM186 153V154H185ZM192 153H193V155H192ZM9 154H10V156H9ZM155 154V155H154ZM159 154V155H158ZM171 155H173V156H171ZM232 155H233V157H232ZM14 156V157H13ZM143 156V157H142ZM145 156V157H144ZM187 158H186V157ZM231 156V157H230ZM154 157L156 158V159H154ZM171 157V158H170ZM194 157V158H193ZM8 158V159H9ZM14 158V159H13ZM16 158V159H15ZM144 158V159H143ZM153 159V162L152 161H150V160H152ZM185 158V159H184ZM191 158L193 159V161L191 160ZM198 158V159H197ZM141 159V160H140ZM143 159V160H142ZM219 159V160H218ZM154 160H156L155 162H154ZM168 160V161H167ZM176 160V161H175ZM183 160V161H182ZM190 160L192 161V162H190ZM179 161V162H178ZM194 161H195V163H194ZM17 162V163H16ZM165 162H171L174 166L169 170L170 171V173H169V171L167 172V175H165L164 174V171H162L163 170V165H164V163ZM175 162V163H174ZM186 162H188V163H186ZM143 163V164H142ZM146 163H148V164H146ZM159 163V164H158ZM184 163V164H183ZM191 163H193V164H191ZM214 163V164H213ZM218 163V164H217ZM1 164V163H0ZM177 164V165H176ZM229 164H231V165H229ZM233 164V165H232ZM236 164V165H235ZM149 165V166H148ZM150 165H151V169H150V171L148 172V168H150ZM187 165V166H186ZM193 165V166H192ZM212 165V166H211ZM7 166V167H6ZM12 166V167H11ZM136 166V167H135ZM153 166V167H152ZM195 166L197 167V168H195ZM260 166H262V167H260ZM129 167H131V169L129 168ZM135 167V168H134ZM148 167V168H147ZM235 167V168H234ZM260 167V168H259ZM10 170H9V169ZM185 170V172H186V174L184 175L185 177H183V179L180 181V182H175V178H174V176H175V172H176V169H181V170H183V169ZM188 168V169H187ZM256 168H258L257 169V171L258 172H264V162H262V163H260V164H258V165H256ZM197 169V170H196ZM13 170V171H12ZM125 170V171H124ZM183 170V171H184ZM141 171H142V173H141ZM144 171H145V173L147 174V175H145V173H144ZM156 171H157V173H156ZM238 172H237V174H238ZM126 173V174H125ZM173 173V174H172ZM125 174V175H124ZM161 174V175H160ZM197 174V175H196ZM237 174H234V175H232V176H235V177H237L238 179H237V181H239V182H241V180L247 175V174H243V175H241V176H238ZM118 175H119V177H118ZM131 175L133 176V177H131ZM153 175V176H152ZM163 175V176H162ZM106 176H107V178H106ZM148 176L149 177H151V179L150 180H148ZM155 176V177H154ZM159 176V177H158ZM223 176H228V174L227 175H225L224 173H222L221 174V177L222 178H220V179H217V182H218V187L220 188V192H221V195L218 197V199H221V198H224V200H225V198H229V199H231V202H232V211H231V213L229 214V215H225L226 216V218L224 217V215L221 217V222L223 223V225H224V228H225V233L227 234V235H229L230 236V234L231 233H235L238 229H240L241 228V226H243L244 224H249V223H247V221H245V219H242V214H241V212L243 213V214H252L251 213V210H252V208H256L258 211H261V210H264V195H257V196H255V195H252L251 193H252V187H250V186H240V185H234V184H232V183H230V181H227V180H224V178L225 177H223ZM127 177V178H126ZM143 177V178H142ZM166 177V178H165ZM176 177V176H175ZM197 177V178H196ZM125 178V179H124ZM146 178V179H145ZM170 178V179H169ZM172 178V179H171ZM187 178V179H186ZM165 179V180H164ZM189 179V180H188ZM192 179H194V180H192ZM123 180V181H122ZM129 180V181H128ZM144 180H146V181H148V182H146V181H144ZM152 180V181H151ZM184 180V181H183ZM219 180H220V182H219ZM224 180V181H223ZM128 181V183H126ZM138 181V182H137ZM143 182V184H142V182ZM122 182H123V184H122ZM161 182H163V183H161ZM184 182V183H183ZM232 182V181H231ZM119 183H121V184H119ZM147 183V184H146ZM166 185H165V184ZM177 183H179V184H177ZM194 185H193V184ZM221 183V184H220ZM118 184H119V186H118ZM164 184V185H163ZM177 184V185H176ZM224 184V185H223ZM113 185H115V187H113ZM147 187H146V186ZM160 185V186H159ZM168 185V186H167ZM172 185V186H171ZM175 185V186H174ZM181 187H183V190H182V188H180V186ZM192 185V186H191ZM223 186V188H222V186ZM120 187V188H119ZM133 187V188H132ZM228 187H230V188H228ZM237 187V188H236ZM114 188H115V191H114ZM118 188H119V190H118ZM122 188V189H121ZM178 189V191L176 190V189ZM188 188V189H187ZM194 188V189H193ZM137 189H138V191H137ZM164 189V190H163ZM166 189V190H165ZM192 191H191V190ZM198 189V190H197ZM231 189V190H230ZM237 189V190H236ZM176 190V191H175ZM195 190V191H194ZM203 190V191H202ZM112 191V192H111ZM117 191V192H116ZM122 191V192H121ZM179 191H180V193H179ZM189 191H191V193L189 192ZM202 191V192H201ZM237 191H238V193H237ZM120 192H121V194H120ZM142 192V193H141ZM164 192H165V194H164ZM233 192V193H232ZM235 192V193H234ZM240 192V193H239ZM245 192V193H244ZM112 193V194H111ZM128 193V194H127ZM190 193V194H189ZM118 194V195H117ZM229 194V195H228ZM239 195V196H237V195ZM242 194V195H241ZM111 195V196H110ZM112 195H114L113 197H112ZM120 195V196H119ZM186 195V196H187ZM249 195V196H248ZM118 196V198H116ZM141 196V197H140ZM166 196V197H165ZM230 196V197H229ZM121 197V198H120ZM127 197H129V198H127ZM236 197V198H235ZM238 197V198H237ZM111 198V199H110ZM131 198V199H130ZM181 198H183V197H181ZM240 199V200H239ZM262 199V200H261ZM128 200V201H127ZM234 200H235V202H234ZM248 200V201H247ZM95 201V200H94ZM126 201V202H125ZM259 201V202H258ZM105 202V201H104ZM130 202V203H129ZM100 203V204H99ZM243 203H245V204H243ZM255 203V204H254ZM118 204V205H117ZM174 206H173V205ZM172 204H170V207L172 206V209L174 210H176L177 212L174 214V216H173V219H172V223L173 222H177V221H175V220H178V223H181V221H182V219L180 220V216H179V214H180V209H183L184 207L182 206V204H181V200L180 199H178V200H176L175 202H173ZM178 204V205H177ZM236 204V205H235ZM247 204V205H246ZM252 206H251V205ZM257 204H259V205H257ZM124 205V206H123ZM150 205V206H149ZM180 205H181V208H178V207H180ZM260 205H261V207H260ZM143 206H144V208H147V207H150V209H152L153 207V205L152 204H150L149 202H147V201H143ZM177 206V207H176ZM242 206V207H241ZM244 206H245V208H244ZM257 206V207H256ZM93 207H95V208H93ZM249 209H248V208ZM123 210H121V209ZM124 208V209H123ZM92 209H94V210H92ZM101 209V210H100ZM244 209V210H243ZM77 210V211H76ZM104 210V211H103ZM248 210V211H247ZM86 211V212H85ZM88 212V213H87ZM247 212V213H246ZM249 212V213H248ZM79 213V214H78ZM84 213V214H83ZM91 214L93 215L92 217H91ZM98 214V215H97ZM101 214H102V216H101ZM81 215V216H80ZM86 215V216H85ZM96 215H97V217H96ZM47 218H50V216L48 215V214H46L45 215ZM87 217V218H86ZM91 217V218H90ZM176 217V218H175ZM263 217H264V215H263ZM69 218V219H68ZM81 218V219H80ZM97 218V219H96ZM240 218V219H239ZM73 219H77V220H79V222H76V223H74V222H72L73 221ZM82 219H85L87 222H86V224L85 225H83L82 224V222H80V221H82ZM91 219V220H90ZM264 219V218H263ZM243 220V221H242ZM68 221V222H67ZM92 223H91V222ZM100 223H99V222ZM242 221V223H240ZM90 222V223H89ZM94 222V223H93ZM70 223V224H69ZM98 223V224H97ZM71 224H73V225H71ZM98 225V226H94V225ZM237 224V225H236ZM241 224V225H240ZM243 224V225H242ZM81 225V226H80ZM58 226V227H57ZM63 228V229H62ZM69 228V229H68ZM93 228V229H92ZM124 228V230H126V231H128V232H131V229L130 228H128V227H123ZM128 228V229H127ZM178 228H179V226H178ZM184 228L185 227H180V231H181V229L182 230H184ZM71 229V230H70ZM130 229V230H129ZM66 230V231H65ZM74 230H76V232L74 231ZM70 231H72V233L70 232ZM94 231V232H93ZM84 232V233H83ZM96 232V233H95ZM230 233V234H229ZM44 234L45 233H41V237H44ZM75 235V236H74ZM84 235V236H83ZM87 237H86V236ZM131 235H132V233H131ZM251 234H248L247 235V239L249 238V236H250ZM82 236H83V238H82ZM96 236V237H95ZM45 238V237H44ZM143 237H141L140 239H142ZM56 239H58V240H56ZM87 239H88V241H91L92 242V244H91V242H88L87 241ZM99 239V240H98ZM226 239H228V238H225L224 240L223 239H221V240H223V241H226ZM97 240V241H96ZM57 241V242H56ZM86 241V242H85ZM95 241V242H94ZM138 243H137V242ZM88 242V243H87ZM94 242V243H93ZM136 242V243H135ZM135 242L134 241H132V243L133 244H131V247L132 248H140V245H143L141 242H142V240H135ZM153 242H155V241H153ZM112 243V244H111ZM99 245V246H98ZM138 246V247H136V246ZM150 245H152L153 247V249L152 250H154L155 251V253H157L158 251V253L156 254L157 256H153V258H152V256L151 255H147V256H142V257H132V258H130L129 259V261L126 263V264H160V262L162 261L163 263L162 264H167V259H163L162 258V255H164L165 254V252H164V250L162 249L163 247L161 246L160 247V245L159 244H156V242L155 243H152V244H150ZM158 245V246H157ZM90 246V247H89ZM155 246V247H154ZM106 247H107V249H106ZM112 247V248H111ZM161 250V252H160V250L158 249V248ZM72 248V249H71ZM92 248V249H91ZM109 249H110V251H109ZM113 249V250H112ZM157 249V250H156ZM69 250V251H68ZM90 250V251H89ZM99 250V251H98ZM76 252V253H75ZM95 252V253H94ZM98 252V253H97ZM110 252V253H109ZM115 252V253H114ZM62 253V254H61ZM92 253V254H91ZM77 254V255H76ZM73 255H74V257H73ZM80 255V256H79ZM105 255H106V257H105ZM114 255V256H113ZM90 256V257H89ZM151 256V257H150ZM156 259H155V258ZM110 258V259H109ZM149 258H151V259H149ZM57 259V260H56ZM102 259H103V261H102ZM110 261H109V260ZM116 260V262L114 261V260ZM65 260H67V261H65ZM78 260V261H77ZM104 260H106V261H104ZM113 261V262H112ZM59 262V263H58ZM65 262V263H64ZM99 262H101V263H99ZM103 262V263H102ZM109 262V263H108ZM0 264H2L1 262H0ZM4 264V263H3Z\"/></svg>",
  "mask_w": 264,
  "mask_h": 264
}]
</instances>
